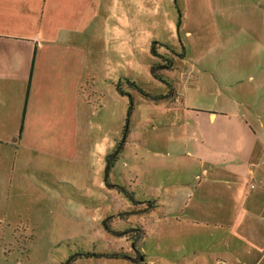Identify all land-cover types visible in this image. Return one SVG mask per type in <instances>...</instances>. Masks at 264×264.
Returning <instances> with one entry per match:
<instances>
[{
	"label": "rangeland",
	"instance_id": "rangeland-1",
	"mask_svg": "<svg viewBox=\"0 0 264 264\" xmlns=\"http://www.w3.org/2000/svg\"><path fill=\"white\" fill-rule=\"evenodd\" d=\"M104 5L113 37L105 45L103 66L88 87L90 152L75 156L69 168L51 164L42 155L46 169L31 171L34 184L24 181L4 197L0 189V264H63L77 248L117 250V242L130 247L129 237L117 238L102 224L114 216L110 225L118 231L116 215L123 197L100 188L105 158L126 123L128 94L136 104L130 123L134 143L113 168L111 181L136 187L139 193L159 192L167 199L168 191L196 182L202 162L215 163L205 155L222 146L213 140L202 143L212 130L209 113L227 110L228 100H238L244 85L264 78V0H104ZM155 42L160 44L159 56L152 53ZM165 58L174 61L172 69L162 71L171 89L150 71L153 64L166 65ZM251 74L256 75L253 82L248 79ZM258 109L264 114V104ZM224 127L218 129L225 133ZM200 156L206 160L200 161ZM224 159L219 157L220 166ZM185 220L153 225L145 243L149 264L162 253H185L191 261L195 251L220 252L224 242L233 256L246 259L252 245L239 236L238 227L218 230L196 225L194 217Z\"/></svg>",
	"mask_w": 264,
	"mask_h": 264
},
{
	"label": "crops",
	"instance_id": "crops-1",
	"mask_svg": "<svg viewBox=\"0 0 264 264\" xmlns=\"http://www.w3.org/2000/svg\"><path fill=\"white\" fill-rule=\"evenodd\" d=\"M105 7L104 0H0L1 197L24 181L34 184L31 171L46 169L39 158L42 155L50 158L51 164L55 161L69 168L75 156L90 152L88 87L102 68L105 45L113 37L107 28ZM255 78L251 74L248 79L253 82ZM101 98H97L99 102ZM114 100L117 105V93ZM263 104L264 78H260L256 85H244L238 100L229 99L227 110L209 113L212 130L208 137H202V143L213 140L222 148L215 146L205 155L215 163L205 166L202 162L193 185L168 191L167 199L159 192L139 193L138 188L129 186L138 201L154 199L158 203L156 211L130 216L126 221L138 223L146 231L141 242L145 254L142 264H149L145 243L153 225L170 219L181 224L186 216L194 217L196 225H213L218 230L238 227L239 236L252 245L246 259L233 256L224 242L220 252L205 255L197 250L191 261L185 253H162L161 259L150 264H247L248 260L264 264V114L258 109ZM103 105L100 108L105 110ZM219 125H225V133ZM117 143L115 137L108 155ZM132 143L129 135L118 163L129 155ZM219 157L225 158V164L220 166ZM105 167L106 163L104 174ZM100 188H107L105 178ZM122 200L121 209L133 207L124 197ZM126 223L119 221L117 230H126ZM117 244V250H132L131 244L129 248ZM117 264L136 263L117 260Z\"/></svg>",
	"mask_w": 264,
	"mask_h": 264
},
{
	"label": "trees",
	"instance_id": "trees-1",
	"mask_svg": "<svg viewBox=\"0 0 264 264\" xmlns=\"http://www.w3.org/2000/svg\"><path fill=\"white\" fill-rule=\"evenodd\" d=\"M160 45L159 43H154L152 46V53L154 56H159L156 47ZM162 45V44H161ZM167 50H171L168 45H162ZM163 58V57H162ZM168 60L166 65H156L153 64L151 67V74L152 76L166 83L169 88L171 89V85L167 79V77L162 73L167 69H172L174 67L173 59L165 58ZM129 106L127 112V118L125 126L122 130L121 139L118 141L115 150L107 156L106 158V167H105V184L109 190H116L119 195L124 197L129 203L133 206L128 209H120L117 211V219L126 223L127 219L130 216H140L143 214H148L150 212H154L158 209V203L151 199L146 202L138 201L135 196L129 191V188L125 185L115 184L111 181V173L115 165L118 163L120 158L125 152V147L128 142V137L130 135V123L131 119L136 110L135 98L132 94H128ZM143 205V206H142ZM142 206V207H140ZM114 219V216H110L102 221L103 227L106 232L109 234L116 236L118 238L121 237H129L130 244H131V251L125 250H96L93 249H75V252L72 253L69 258L63 264H77L87 259L93 260H125L130 261L136 264H142L145 260V254L142 250V241L146 237L145 229L139 225L138 223H126L127 229L124 231H115L110 225V221ZM68 247L71 246V242L66 244ZM73 252V250H72Z\"/></svg>",
	"mask_w": 264,
	"mask_h": 264
}]
</instances>
